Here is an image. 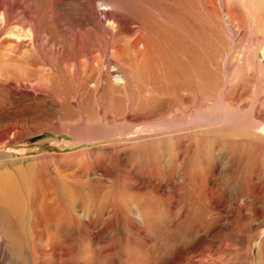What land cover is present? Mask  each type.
<instances>
[{"label": "rangeland", "instance_id": "1", "mask_svg": "<svg viewBox=\"0 0 264 264\" xmlns=\"http://www.w3.org/2000/svg\"><path fill=\"white\" fill-rule=\"evenodd\" d=\"M0 264H264V0H0Z\"/></svg>", "mask_w": 264, "mask_h": 264}, {"label": "bare ground", "instance_id": "2", "mask_svg": "<svg viewBox=\"0 0 264 264\" xmlns=\"http://www.w3.org/2000/svg\"><path fill=\"white\" fill-rule=\"evenodd\" d=\"M106 15H107V17H108L109 20H112L113 23H114V22H115L116 24H118V23H123V22L121 21V18L119 19L118 16H116V17L111 16L110 13H107ZM26 17H28V16H26ZM27 19H28V21H32V18H31V17H29V18H27ZM124 25L128 26L127 23H124L123 26H124ZM32 32H34V31H32ZM13 34H14V32H13ZM33 34H34V33H33ZM33 38H34V37H33ZM19 42H20V41H19ZM19 44H20V43H19ZM85 52H86V51H85ZM88 52H89V51H88ZM85 56H86L88 59H90V58L93 59V56L90 55V54H88V53H86ZM96 64H98V63L96 62ZM96 66H97V65H96ZM97 68H98V67H97Z\"/></svg>", "mask_w": 264, "mask_h": 264}]
</instances>
